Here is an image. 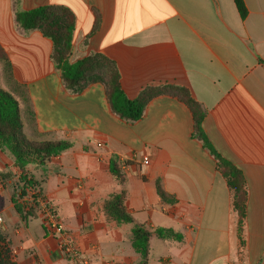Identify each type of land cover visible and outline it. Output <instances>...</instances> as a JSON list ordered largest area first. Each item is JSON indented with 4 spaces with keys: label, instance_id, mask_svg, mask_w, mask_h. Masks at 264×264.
<instances>
[{
    "label": "crops",
    "instance_id": "obj_1",
    "mask_svg": "<svg viewBox=\"0 0 264 264\" xmlns=\"http://www.w3.org/2000/svg\"><path fill=\"white\" fill-rule=\"evenodd\" d=\"M244 3L245 20L233 0H0V45L12 67L11 85L3 88L19 101L24 129L31 120L39 133L74 144L47 167L28 169L86 264L142 260L131 226L104 211L105 200L120 193L135 222L152 231L146 264H264V0ZM46 5L75 16L70 62L94 54L113 60L130 99L149 87L188 89L206 112L207 144L173 93L152 98L144 116L128 123L112 112L105 83L68 90L52 40L16 22L18 11ZM121 156L130 159L125 167ZM113 158L121 182L110 172ZM220 159L244 178L241 224ZM6 172L15 180L20 174L14 157L0 150ZM158 182L172 202L159 196ZM12 191L0 181V227L12 261L75 264L40 213L22 218ZM157 229L183 238L161 239Z\"/></svg>",
    "mask_w": 264,
    "mask_h": 264
},
{
    "label": "trees",
    "instance_id": "obj_2",
    "mask_svg": "<svg viewBox=\"0 0 264 264\" xmlns=\"http://www.w3.org/2000/svg\"><path fill=\"white\" fill-rule=\"evenodd\" d=\"M243 20L248 16L244 0H233ZM64 19V23H62ZM16 22L26 32L40 30L44 36L51 39L54 45L52 60L60 72L62 81L70 91H80L86 84L103 82L107 87V97L114 114L125 122L133 123L144 116L148 102L165 93L175 94L185 102L194 117L195 131L207 144L206 136L202 131V123L206 116L205 110L194 100L190 91L184 87L164 85L145 89L138 98L130 99L122 88L120 73L117 64L100 54L70 62L72 52V36L75 30V16L66 7L40 6L28 11H18ZM0 61L4 62L12 82V67L6 53L0 45ZM1 83V76H0ZM19 101L12 93L0 85V150L10 153L15 160V167L20 170L18 179L12 172L0 173L2 184L13 187L11 196L16 211L24 220L40 213L38 198L45 199L40 183L31 175L28 167L36 165L47 167L53 158L70 150L74 144L69 140H35L25 133ZM40 135L45 136L46 134ZM220 169L228 179L230 188L234 191V205L240 216V224L245 217L247 192L242 172L228 162L220 159ZM110 172L113 177L123 180L117 160L110 161ZM19 187V188H18ZM19 190V192H17ZM33 190L32 201H26V191ZM157 192L166 202H172L157 183ZM104 211L107 217L117 224L131 226L132 247L142 258L139 264H146L149 255V238L151 229L135 222L134 217L124 204V194H112L104 202ZM155 234L161 239L181 241L182 235L172 229H157ZM0 264H15L10 258L6 237L0 227Z\"/></svg>",
    "mask_w": 264,
    "mask_h": 264
},
{
    "label": "built area",
    "instance_id": "obj_3",
    "mask_svg": "<svg viewBox=\"0 0 264 264\" xmlns=\"http://www.w3.org/2000/svg\"><path fill=\"white\" fill-rule=\"evenodd\" d=\"M97 146L102 147L103 144L97 143ZM118 161L121 164V167H125L130 159L121 156ZM143 162L148 164L149 158L143 157ZM27 192L32 201V195L34 194L33 190H27ZM37 200L40 206V214L42 216L43 224L52 234L58 237L61 253L70 257L75 264H86L87 260L82 257L80 250L76 247L69 233L63 229L61 221L53 207L46 201V199L39 197Z\"/></svg>",
    "mask_w": 264,
    "mask_h": 264
},
{
    "label": "rangeland",
    "instance_id": "obj_4",
    "mask_svg": "<svg viewBox=\"0 0 264 264\" xmlns=\"http://www.w3.org/2000/svg\"><path fill=\"white\" fill-rule=\"evenodd\" d=\"M5 64L4 62L0 61V76H1V83L0 85L2 87H10L9 85H11L10 80H9V72L6 68H4ZM28 129L29 132L27 133V131L25 130V133L27 134V136H29L31 139H35V140H58L54 135H48L46 134L45 136L40 135L39 132L34 128V124L31 120H29L28 123ZM12 187V186H11ZM13 188V187H12ZM19 188V187H18ZM19 192V190L17 191ZM13 193V191H12ZM26 197L29 203L31 202V197H29V193L26 191Z\"/></svg>",
    "mask_w": 264,
    "mask_h": 264
}]
</instances>
